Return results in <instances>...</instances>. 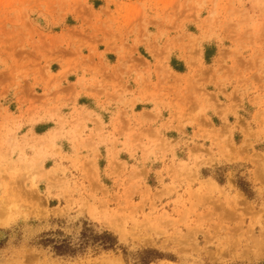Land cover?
<instances>
[{"label": "rangeland", "instance_id": "374dc122", "mask_svg": "<svg viewBox=\"0 0 264 264\" xmlns=\"http://www.w3.org/2000/svg\"><path fill=\"white\" fill-rule=\"evenodd\" d=\"M169 79L198 179L148 145ZM0 198V264H264V0H0ZM86 227L118 248L76 247Z\"/></svg>", "mask_w": 264, "mask_h": 264}, {"label": "crops", "instance_id": "0c3cea01", "mask_svg": "<svg viewBox=\"0 0 264 264\" xmlns=\"http://www.w3.org/2000/svg\"><path fill=\"white\" fill-rule=\"evenodd\" d=\"M96 80H100V79H96ZM103 81H101V86L103 87V91L104 92H108V93H115V94H119L121 93V90L119 88V83L121 79H101ZM185 80L186 79H169V83L173 82L174 85V91H166L165 85L162 82H152V80H150L149 85H147L146 89H144V91H148L150 92L152 95V97H156L155 99L158 101V99H161L163 101H167V103H169V105L172 108H168V112L166 111V114L163 113L164 108H160L159 110L160 112V117L156 116V118H159V120H156L157 126L154 127V129H158L159 132L156 133L157 138L155 140H153L151 142V144H148L149 146H152L154 141L159 140L160 138H165L167 141H171L169 144H172L174 146L172 152L170 153V155L167 157L166 160V164L165 166H174V168H176L175 170L171 167L169 169L168 172H170L171 170L178 171V173H180V171H182V174H184V172H188L186 170H188L187 168H190V172L193 176V178L198 179V171L197 168H194V158L188 159V161H186L185 159H181V158H177L176 157V149L181 146L184 145V141H188L184 138V133L186 132L187 129V124L183 123V121L185 120H190L194 118V110H195V105L193 106L191 104V108L189 107L188 109L186 108V103H185V98L182 96L183 92V87L185 85ZM94 85V83H93ZM92 86V85H91ZM139 85H135L133 92H139L138 88ZM93 89L96 88V86L92 87ZM177 89V90H176ZM143 90V89H142ZM181 96V97H179ZM155 106L159 107V102L154 103ZM152 107V106H151ZM152 108H146L145 112L148 113H143L142 116H145L144 114H150L149 112H151ZM89 111V110H88ZM92 114L91 116H95L98 115L94 110L91 111ZM165 112V111H164ZM95 114V115H94ZM153 114V113H152ZM100 117V116H99ZM115 121L112 122H108L106 123L102 118H101V124H102V128L101 131L103 132V136H104V140L106 143L105 144V148L107 147L110 148L109 146V142L111 140V136L115 137L116 140V148H120L121 145V133H120V125L119 122H117V118L114 119ZM97 124V122H95V125ZM167 125V126H166ZM86 127L88 129H90L91 132L96 131L97 127L94 126L92 124L91 128H89V125L86 124ZM105 133V134H104ZM146 135H144V139H143V143L144 145H146V143L148 141H146ZM164 144V143H163ZM162 144V145H163ZM194 147V145H187V148H192ZM119 155V154H118ZM190 157V156H188ZM186 164V167H184ZM164 167V164H163ZM174 180L172 179L170 183H174Z\"/></svg>", "mask_w": 264, "mask_h": 264}, {"label": "trees", "instance_id": "16d2710c", "mask_svg": "<svg viewBox=\"0 0 264 264\" xmlns=\"http://www.w3.org/2000/svg\"><path fill=\"white\" fill-rule=\"evenodd\" d=\"M218 181L220 182L221 179H218ZM84 230L90 231L89 235H85V233H83L79 242L75 243L76 247H81L85 244H95V246L100 250L115 251V249L119 246L116 235L108 230H103L100 233H95L91 228L87 227ZM52 247L56 254H65L67 252H72L75 249L72 247V244H69L66 240L58 241V243H55Z\"/></svg>", "mask_w": 264, "mask_h": 264}, {"label": "bare ground", "instance_id": "6f19581e", "mask_svg": "<svg viewBox=\"0 0 264 264\" xmlns=\"http://www.w3.org/2000/svg\"><path fill=\"white\" fill-rule=\"evenodd\" d=\"M7 210V206H6V203H5V200L0 198V214L2 212H5ZM8 217V216H7ZM2 220V219H1ZM2 222V221H1Z\"/></svg>", "mask_w": 264, "mask_h": 264}]
</instances>
